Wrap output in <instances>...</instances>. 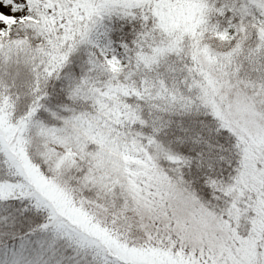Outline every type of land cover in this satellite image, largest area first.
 Masks as SVG:
<instances>
[{
	"label": "snow or ice",
	"instance_id": "obj_1",
	"mask_svg": "<svg viewBox=\"0 0 264 264\" xmlns=\"http://www.w3.org/2000/svg\"><path fill=\"white\" fill-rule=\"evenodd\" d=\"M0 264H264V0H0Z\"/></svg>",
	"mask_w": 264,
	"mask_h": 264
}]
</instances>
